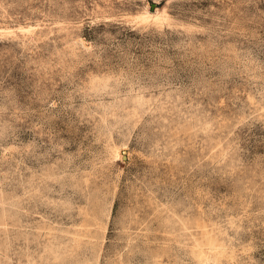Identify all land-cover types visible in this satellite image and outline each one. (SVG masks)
Wrapping results in <instances>:
<instances>
[{"label":"rangeland","instance_id":"374dc122","mask_svg":"<svg viewBox=\"0 0 264 264\" xmlns=\"http://www.w3.org/2000/svg\"><path fill=\"white\" fill-rule=\"evenodd\" d=\"M0 264H264V0H0Z\"/></svg>","mask_w":264,"mask_h":264},{"label":"bare ground","instance_id":"6f19581e","mask_svg":"<svg viewBox=\"0 0 264 264\" xmlns=\"http://www.w3.org/2000/svg\"><path fill=\"white\" fill-rule=\"evenodd\" d=\"M146 16L143 17V19H146V18H154V19H159L160 17L157 16V15H151L150 13H148L147 11L145 12ZM162 17V16H161ZM142 18V17H141Z\"/></svg>","mask_w":264,"mask_h":264}]
</instances>
